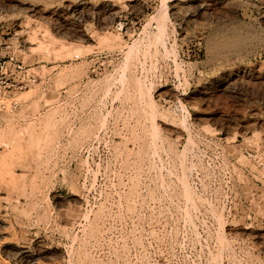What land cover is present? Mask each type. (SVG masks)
I'll return each instance as SVG.
<instances>
[{
	"label": "rangeland",
	"instance_id": "374dc122",
	"mask_svg": "<svg viewBox=\"0 0 264 264\" xmlns=\"http://www.w3.org/2000/svg\"><path fill=\"white\" fill-rule=\"evenodd\" d=\"M160 1L0 0V67L19 65L35 78L24 90L0 91V130L11 133L0 137V264H211L214 257L216 264H264V163L256 157H264V81L237 82L241 88L232 78L225 89L206 90L227 72L264 69V0L222 7L225 0H211L207 15L197 5L205 0H173L163 42L150 21ZM45 31L81 55L52 60L28 51ZM110 32L119 34V47L89 46L88 36ZM138 82L164 113L158 109L157 138L150 139L154 125ZM23 249L32 259L15 260Z\"/></svg>",
	"mask_w": 264,
	"mask_h": 264
},
{
	"label": "bare ground",
	"instance_id": "6f19581e",
	"mask_svg": "<svg viewBox=\"0 0 264 264\" xmlns=\"http://www.w3.org/2000/svg\"><path fill=\"white\" fill-rule=\"evenodd\" d=\"M173 0H161L160 2V4H159V9H157V11H156V13H155V15H153V16H151V18H150V21H152V25H154V24H156V26L158 27V31H157V36H156V39L157 40H160V41H162L163 42V38H164V36L166 35V24L167 23H169L170 22V13H169V6H168V3H170V2H172ZM202 1V0H201ZM216 1V0H215ZM227 1H229V0H225V2L223 1V2H221V7L222 6H224V5H226V3H227ZM241 2H244L245 4H247V5H249L248 3H247V1L246 0H241ZM201 3V2H200ZM219 3V2H218ZM82 4H84V3H82ZM82 4H77V5H79V6H83ZM243 4V3H242ZM197 5H199V10L202 12V13H204L205 15H207L206 13L211 9V7H213L212 6V2H211V0H205L203 3H201V4H197ZM218 5V4H217ZM234 5V4H233ZM233 5H231L232 7H234ZM237 5V4H236ZM247 5H246V7H247ZM176 6V5H175ZM185 6V5H184ZM215 6V5H214ZM245 6V5H244ZM58 7V6H57ZM56 7V8H57ZM74 7H76V6H74ZM176 7H180L179 5H177ZM188 7V6H187ZM216 7V6H215ZM220 7V8H221ZM238 7H239V5H238ZM55 8V9H56ZM172 8H175V7H172ZM181 8V7H180ZM225 8V7H224ZM108 9H112V8H108ZM107 9V10H108ZM177 9V8H176ZM189 8H187V10H188ZM213 9V8H212ZM214 9H216V8H214ZM218 9V8H217ZM233 9V8H232ZM232 9H231V11H232ZM236 9V8H235ZM40 10H42V9H40ZM39 10V11H40ZM59 10V9H58ZM73 10H74V8H73ZM73 10H71V11H73ZM182 10V9H181ZM191 10V9H190ZM189 10V11H190ZM221 10V9H220ZM219 10V11H220ZM222 10H223V8H222ZM42 11H45V10H42ZM105 11V10H104ZM177 11H178V9H177ZM180 11V10H179ZM185 11V10H184ZM184 11H183V14H185L184 13ZM211 11H213V10H211ZM218 11V10H217ZM228 11H230V10H228ZM233 11H234V9H233ZM25 12V11H24ZM24 12L22 13V14H24ZM175 12H176V10H175ZM182 13V12H181ZM201 13V14H202ZM216 13H218V12H216ZM215 13V14H216ZM220 14H221V12H219ZM218 13V14H219ZM224 13H226V12H224ZM104 14V13H103ZM175 14V13H174ZM178 14V16H180L181 14H179V13H177ZM196 14V13H195ZM200 14V15H201ZM211 14H212V12H211ZM214 14V13H213ZM235 13H233V15H234ZM53 15V14H52ZM192 15V14H191ZM209 15V14H208ZM225 15H227V14H225ZM225 15L224 14H222V16H224L225 17ZM109 16V15H108ZM174 16V15H173ZM177 16V15H176ZM184 16H186V15H184ZM203 16V15H202ZM221 16V15H220ZM175 17V16H174ZM193 17V16H192ZM205 17V16H204ZM208 17V16H207ZM210 17V16H209ZM209 17L207 18V19H209ZM211 17H213V16H211ZM215 17H216V15H215ZM194 18H195V16H194ZM218 18V17H217ZM222 18V17H221ZM190 19V18H189ZM226 19H227V16H226ZM233 19H235V16H234V18ZM232 19V20H233ZM238 19V18H237ZM253 19V18H252ZM261 19V18H260ZM204 20H206V19H204ZM222 20V19H221ZM221 20H220V23H221ZM230 20H231V18H230ZM231 20V21H232ZM263 20V19H262ZM103 21V20H102ZM209 21V20H208ZM207 21V22H208ZM217 21V20H216ZM245 21V20H244ZM251 21V20H250ZM106 22V21H105ZM192 22V21H191ZM191 22H189V23H191ZM213 22V21H212ZM236 22V21H235ZM256 22V21H255ZM206 23V22H205ZM231 23H233V22H231ZM237 23V22H236ZM246 23H248V21L246 22ZM261 23V22H260ZM210 24V23H209ZM208 24V27H210V25ZM259 24V23H258ZM262 24V23H261ZM57 25V24H56ZM106 25V24H105ZM146 26H144V27H148L149 25H151V22H149L148 21V23H146L145 24ZM148 25V26H147ZM168 25V24H167ZM215 25V24H214ZM213 25V26H214ZM217 25V24H216ZM215 25V26H216ZM227 25V24H226ZM264 25V24H263ZM59 26V25H58ZM231 26V25H230ZM152 27H154V26H152ZM212 27V26H211ZM219 27V26H218ZM226 27V26H225ZM233 27V26H232ZM238 27V26H237ZM260 27V26H259ZM57 28V27H56ZM230 28V27H229ZM263 28H264V26H263ZM250 29V28H249ZM214 30V29H213ZM221 30V29H220ZM227 30V29H226ZM93 31V30H92ZM97 32H98V30H96ZM113 31H114V29H113ZM116 31H118V30H116ZM211 31V30H210ZM35 32V31H34ZM115 32V31H114ZM113 32V34H111V32L110 33H108V34H104L103 35V33H102V35L101 36H99V34H98V36H94L93 34L92 35H90V36H88V38H89V40H91V43H93L92 45H89V46H91V47H97V46H103V47H107L108 45H110V44H114L113 42H115V44L116 43H120V40H122V39H120V37H119V34L116 32V35H114L115 33ZM191 32V31H190ZM193 32V31H192ZM215 32V31H214ZM213 32V33H214ZM230 32V31H229ZM232 32V31H231ZM44 33V32H43ZM91 33V32H90ZM94 34H96V32L94 31L93 32ZM100 33V32H99ZM194 34H195V32H193ZM210 33V32H209ZM89 34V33H88ZM190 34V33H189ZM261 33H259V36H261L260 35ZM85 35V34H84ZM86 35H87V33H86ZM191 36H192V34H190ZM241 35V34H240ZM42 36H43V40H39V41H36L37 40V38H36V36H32L33 38H32V41H33V43L31 44V48L28 50V51H30V52H37V53H44V54H46V55H49V56H51V59L52 60H58V59H61V60H64V59H67V58H75V57H78V56H80L81 55V53H82V50L83 49H81L80 47H78L77 45H76V47H71V49H70V51H69V48H70V45H69V43H66V42H62V41H58V40H56V39H54L48 32H46L45 31V33L44 34H42ZM234 36V35H233ZM244 36V35H243ZM248 36V35H247ZM255 36V35H254ZM187 37V36H186ZM211 37V36H210ZM249 37V36H248ZM31 38V37H30ZM215 38V37H214ZM87 39V38H86ZM216 39V38H215ZM257 39V38H256ZM262 39V38H261ZM211 40V39H210ZM214 40V39H213ZM217 40H218V38H217ZM264 40V39H263ZM31 41V42H32ZM226 41V40H225ZM244 41H245V39H244ZM30 42V43H31ZM123 42V41H122ZM208 42V41H207ZM207 42H205V43H207ZM229 42V41H228ZM253 42V41H252ZM264 42V41H263ZM246 43V42H245ZM114 44V45H115ZM224 44H226V42L224 43ZM251 44V43H250ZM116 45H118V47H119V45L120 44H116ZM116 45L114 46V47H116ZM234 45V44H233ZM113 46V45H112ZM112 46H111V49H112ZM137 46H138V44L137 43H134L132 46H130L129 47V51H128V53H127V55L125 56V61L127 62L128 61V59H129V57L131 56V54L133 53V52H136V49H137ZM98 47V48H99ZM246 47V46H245ZM260 47V46H259ZM108 48V47H107ZM211 48V47H210ZM213 48V47H212ZM244 48V47H243ZM108 49H110V48H108ZM115 49V48H114ZM250 49V48H249ZM166 50V49H165ZM168 50V49H167ZM166 50V51H167ZM209 50V49H208ZM228 50V49H227ZM245 50V49H244ZM258 50V49H257ZM170 51V50H169ZM169 51H168V53H166L167 55H169ZM216 51H217V49H216ZM226 51V50H225ZM261 51V50H260ZM208 52V51H207ZM244 52V51H243ZM258 52V51H257ZM263 52V51H262ZM172 53H173V51H172ZM210 53V52H209ZM213 53H214V51H213ZM226 53H228L227 51H226ZM248 53V52H247ZM25 54H27V52L25 53ZM211 54V53H210ZM220 54H222L221 52H220ZM253 54V53H252ZM263 54V53H262ZM41 55H43V54H41ZM172 55V54H171ZM227 55H230V54H227ZM245 55V54H244ZM175 57V55H172V57ZM209 56V55H208ZM220 56V55H219ZM223 57H225L226 55H222ZM221 56V57H222ZM237 56V55H236ZM239 56V55H238ZM246 56V55H245ZM255 56V55H254ZM260 56H262V55H260ZM173 57V59H175ZM228 57V56H227ZM234 57V56H233ZM247 57H249V56H247ZM216 58H219V57H216ZM215 58V59H216ZM235 58V57H234ZM239 58V57H238ZM240 58H241V55H240ZM232 59V58H231ZM257 59V58H256ZM230 60V59H229ZM235 60V59H234ZM237 60V59H236ZM249 60V59H248ZM174 61V60H173ZM210 61H211V58H210ZM226 61V60H225ZM238 61V60H237ZM237 61H235V63H237ZM242 61V60H241ZM259 61V60H258ZM209 62V61H208ZM219 62V61H218ZM223 62V61H222ZM229 62V61H228ZM263 62V61H262ZM213 63V62H212ZM214 63H216V62H214ZM221 63V62H220ZM226 63V62H225ZM246 63V62H245ZM251 63V62H250ZM257 63V62H256ZM216 64H218V66H220V64L219 63H216ZM215 64V65H216ZM238 64H240V63H238ZM249 64V63H248ZM255 64V63H254ZM253 64V65H254ZM261 64V63H260ZM226 65V64H225ZM259 65V64H258ZM242 66V65H241ZM240 66V67H241ZM248 66V65H247ZM260 66H263V65H260ZM208 67V66H207ZM214 67V66H213ZM222 67V66H221ZM220 67V68H221ZM235 67V66H234ZM239 67V68H240ZM248 67H250V66H248ZM247 67V68H248ZM258 67V66H257ZM256 67V68H257ZM219 68V67H218ZM231 68V67H230ZM242 68H243V66H242ZM241 68V69H242ZM244 68H245V65H244ZM211 69V68H210ZM224 69H226V68H224ZM229 69V68H228ZM237 69V68H236ZM235 69V70H236ZM259 70H255V69H247V70H245V71H242V72H237V70L235 71L236 73H226V74H223L221 77H219L218 79H214V80H211V82H208V86H207V88H206V90L207 91H212L213 89H225L228 85H229V80H231L232 78H235L234 80L236 81V83L238 82V83H240L241 85L242 84H244L245 82H249V81H257V80H263L264 81V69H260V68H258ZM227 70V69H226ZM225 70V71H226ZM231 70H232V68H231ZM218 71V70H217ZM222 71V70H221ZM230 71V70H229ZM238 71H239V69H238ZM241 71V70H240ZM210 72V71H209ZM214 73V70H212L211 71V73ZM223 72H224V70H223ZM71 73H72V71H71ZM81 73V72H80ZM143 73V72H142ZM212 73V74H213ZM222 73V72H221ZM225 73V72H224ZM75 74V73H74ZM73 74V75H74ZM208 74V73H207ZM211 74V75H212ZM210 75V74H209ZM218 75V74H217ZM60 76L62 77V76H64V77H66L67 76V72H60ZM146 76V75H145ZM74 77V76H73ZM213 77V76H212ZM210 78V77H209ZM139 79V78H138ZM143 79H145L144 77H143ZM138 81V80H137ZM142 81V80H141ZM207 81H210V80H207ZM139 82H140V80H139ZM138 82V84H139V91H138V93H140V95L141 96H144V94L146 95V96H144L143 98H144V100H143V108H145V114L147 115V117H149L150 119L149 120H151L153 123V129L151 128V130H150V132L152 133V134H150L149 133V136L151 135V137H150V139L152 138V136L154 137V136H156V138H157V131H156V127L155 126H158V125H156L155 124V120H156V118H157V116H158V109L160 108V112L162 111V109H161V107L159 106V108L157 109V104H156V102H155V100L150 96V94L147 92V91H145V92H143L144 90H143V87L144 86H142L140 83ZM143 82V81H142ZM203 82V81H202ZM206 83V82H205ZM234 83V82H233ZM238 83L236 84V85H238ZM252 83V82H251ZM256 83V82H255ZM203 84H204V82H203ZM253 85H254V83H252ZM257 84H259L258 82H257ZM246 85V84H245ZM261 85H263V84H261ZM261 85H260V87H261ZM123 86V85H122ZM239 86V85H238ZM256 86V85H255ZM232 87V86H231ZM239 87H241V86H239ZM257 87H259L258 85H257ZM260 87H259V89H260ZM199 88V87H198ZM235 88V87H234ZM242 88V87H241ZM247 88V87H246ZM250 88V87H249ZM251 88H252V86H251ZM254 88V87H253ZM264 88V87H263ZM263 88H262V90H263ZM248 89V88H247ZM256 89V88H255ZM258 89V88H257ZM258 89V90H259ZM201 90V89H200ZM238 90V89H237ZM254 90V89H253ZM229 91V90H228ZM232 91V90H231ZM234 91V90H233ZM247 91V90H246ZM252 92H254V91H252ZM251 92V93H252ZM261 92V91H260ZM200 93V92H199ZM214 93V92H213ZM15 94V93H14ZM23 94V93H22ZM247 94V93H246ZM250 93H248V95H249ZM199 95V94H198ZM243 95V94H242ZM141 96H140V98H141ZM208 96V95H207ZM255 96H257V93H256V95ZM25 97H26V95H25ZM260 97V96H259ZM253 98H255V97H253ZM261 99H262V97H261ZM26 100H28V98L26 99ZM252 100V99H251ZM264 100V99H263ZM262 100V101H263ZM142 101V100H141ZM257 101H259L258 100V98H257ZM249 102V101H248ZM249 103H252V102H249ZM255 103V102H254ZM261 103V102H260ZM258 104V103H257ZM262 104V103H261ZM141 105V104H140ZM181 105V104H180ZM183 106V105H182ZM184 107V106H183ZM245 107V106H244ZM142 108V109H143ZM248 109V108H247ZM257 110V109H256ZM255 110V111H256ZM164 111V110H163ZM166 111V110H165ZM164 111V112H165ZM258 111L260 112V110L258 109ZM264 112V111H263ZM161 113H163V112H161ZM167 113V112H166ZM171 113V112H170ZM203 113V112H202ZM258 113V112H257ZM164 114V113H163ZM207 114V113H206ZM209 114V113H208ZM246 114V113H245ZM203 115V114H202ZM244 115V114H243ZM242 115V116H243ZM260 115V114H259ZM258 115V116H259ZM162 116V115H161ZM215 116V115H214ZM252 116V115H251ZM255 116V115H254ZM146 117V116H145ZM256 117V116H255ZM140 118H142L143 119V116L142 117H140ZM159 118H160V116L158 117V120H159ZM3 119V118H2ZM145 119V118H144ZM162 119V118H161ZM249 119V118H248ZM3 120H5V119H3ZM158 120H157V122H158ZM235 120V119H234ZM243 120V119H242ZM258 120V119H257ZM12 121H13V119H12ZM41 121V120H40ZM142 120H140V121H138V122H141ZM151 121H148V122H151ZM249 121H251V120H249ZM248 121V122H249ZM253 121V120H252ZM251 121V122H252ZM260 121V120H259ZM144 122V121H143ZM161 122V121H160ZM228 122V121H227ZM239 122V121H238ZM243 122V121H242ZM247 122V123H248ZM6 123V122H5ZM146 123V122H145ZM159 123V122H158ZM183 123V122H182ZM255 123V122H254ZM254 123H252V124H247V126L245 127V128H250V127H252L253 126V124ZM262 123V122H261ZM261 123H258V125H261ZM20 124V123H19ZM41 124H43L42 123V121H41ZM40 124V125H41ZM140 124V123H139ZM144 124V123H143ZM246 124V123H245ZM30 125V124H29ZM138 125V124H137ZM145 125V124H144ZM149 125H150V123H149ZM239 125V124H238ZM241 125V124H240ZM12 126H14V125H12ZM15 126H17V125H15ZM13 127V128H16V127ZM139 126V125H138ZM141 126V125H140ZM146 126V125H145ZM145 126H144V128L143 129H145ZM243 126V125H242ZM261 126H263V125H261ZM7 127V126H6ZM6 127H5V129H6ZM43 127V126H42ZM161 127V126H160ZM236 127V126H235ZM241 127V126H240ZM260 127V126H259ZM8 128H9V126H8ZM18 128V127H17ZM244 128V127H243ZM254 128H255V125H254ZM258 128V127H257ZM264 128V127H263ZM4 128H2L1 130H0V137L1 138H5L6 136H9L11 133H9V135H7L8 134V132L5 130ZM19 129V128H18ZM21 129V128H20ZM23 129V128H22ZM21 129V130H22ZM28 129V128H27ZM43 129V128H42ZM133 129V128H132ZM140 129V128H139ZM238 129V128H237ZM252 129V128H251ZM259 129V128H258ZM25 129H23V131H24ZM31 130V129H30ZM44 130V129H43ZM141 130V129H140ZM158 130H159V128H158ZM257 130V129H256ZM261 130V129H260ZM14 131H15V129H14ZM146 131H147V127H146ZM153 131H155V134H154V132ZM161 131V130H160ZM159 131V132H160ZM215 131V130H214ZM243 131V130H242ZM241 131V132H242ZM247 131V130H246ZM252 131V130H251ZM254 131V130H253ZM10 132V131H9ZM21 132V131H20ZM25 132V131H24ZM141 132H142V130H141ZM148 132H149V130H148ZM244 132V131H243ZM242 132V133H243ZM131 133V132H130ZM140 133V132H139ZM142 133H144V132H142ZM146 133L147 132H145L144 133V135H146ZM12 134H15V132L13 133V131H12ZM26 134V133H25ZM160 134H161V132H160ZM18 136L19 134H18V132H17V134H15V135H13L14 136V138L13 139H15V136ZM24 135V134H23ZM143 135V134H142ZM162 135V134H161ZM234 135V134H233ZM252 135V134H251ZM250 135V136H251ZM256 135H258V134H256ZM16 136V137H17ZM130 136V135H129ZM136 136V135H135ZM141 136V135H140ZM165 136V135H164ZM242 136H243V134H242ZM18 137H21V134L18 136ZM27 137H29V136H27ZM145 137H147V136H145ZM161 137V136H160ZM234 137V136H233ZM254 137H256V136H254ZM8 139H9V137H7ZM142 138V137H141ZM156 138H154V139H156ZM242 138V140H243V137H241ZM257 138V137H256ZM255 138V139H256ZM12 139V140H13ZM137 139V138H136ZM153 139V138H152ZM163 139H165V138H163ZM226 139V138H225ZM232 139V138H231ZM247 139V138H246ZM5 140V139H4ZM18 140V139H17ZM19 140H20V138H19ZM18 140V141H19ZM26 140H27V138H26ZM146 140V139H145ZM149 140V139H148ZM233 140V139H232ZM251 140V139H250ZM254 140V139H253ZM259 140V139H258ZM8 141V140H7ZM141 141V140H140ZM158 141V140H157ZM161 141V140H160ZM226 141V140H225ZM252 141V140H251ZM250 141V142H251ZM6 142V141H5ZM229 142V141H228ZM249 142V141H248ZM8 143V142H7ZM136 143V142H135ZM150 143V142H149ZM155 143L157 144V142L155 141ZM252 143V142H251ZM134 144V143H133ZM144 144H146L145 142H144ZM153 144V143H152ZM253 144V143H252ZM5 145V144H4ZM8 145V144H7ZM139 145H140V143H139ZM143 145V144H142ZM149 145V144H148ZM151 145V144H150ZM154 145V144H153ZM251 145V144H250ZM254 145V144H253ZM146 146V145H145ZM144 146V148H147V146L145 147ZM157 146H159V145H157ZM156 146V147H157ZM255 146V145H254ZM5 147H6V145H5ZM138 147V146H137ZM142 147V146H141ZM152 147H154V146H152ZM256 147V146H255ZM128 148V147H127ZM140 148V147H139ZM239 148V147H238ZM237 148V149H238ZM253 148V147H252ZM7 149V148H6ZM129 149V148H128ZM143 149V148H142ZM231 149V148H230ZM236 149V148H235ZM236 149V150H237ZM240 149V148H239ZM255 149H257V148H255ZM125 150H126V148H125ZM145 150V149H144ZM233 150V149H232ZM142 151V150H141ZM240 151H242V150H240ZM257 151V150H256ZM126 152V151H125ZM146 152V151H145ZM236 153V152H235ZM129 154V153H128ZM127 154V155H128ZM137 154H138V152H137ZM256 154V153H255ZM242 155V154H241ZM240 155V156H241ZM142 156V155H141ZM144 156V155H143ZM228 156H230V155H228ZM235 156V155H234ZM124 157H125V155H124ZM129 157V156H128ZM243 158L242 159H244L245 157L244 156H242ZM254 157H255V155H254ZM253 157V158H254ZM256 157H257V159L261 162V163H264V157L263 156H257L256 155ZM145 158H146V156H145ZM233 158V157H232ZM231 158V159H232ZM239 158V157H238ZM248 159V158H247ZM138 160V159H137ZM142 160H143V158H142ZM238 160V159H237ZM239 160H240V158H239ZM241 164V163H240ZM242 165V164H241ZM259 165V164H258ZM240 166V165H239ZM259 166H262V165H259ZM237 167V166H236ZM248 168V167H247ZM259 168V167H258ZM239 169V168H238ZM242 172H243V170H241ZM245 173V172H244ZM239 174V173H238ZM262 174H264V171L262 172ZM184 175V174H183ZM246 175V174H245ZM181 176H182V174H181ZM183 177V176H182ZM246 177V176H245ZM248 177V176H247ZM255 177V176H254ZM185 180V182H183L182 183V187H183V191H184V196L187 198V200L184 198V201H190V199H192V190H190L191 188H189V187H191V186H189L188 184L190 183H187V179L185 178V177H183ZM183 178H182V180H183ZM262 178V177H261ZM248 179V178H247ZM245 180V179H244ZM78 181V180H77ZM241 182V181H240ZM244 182V181H243ZM181 184V183H180ZM245 186V185H244ZM193 188V187H192ZM243 188V187H242ZM195 190V189H194ZM244 190V189H243ZM250 190V189H249ZM244 192H246L245 190H244ZM195 193V195L194 196H198V195H196V193L197 192H193V194ZM79 196V195H78ZM35 197V196H34ZM56 197V196H55ZM199 197V196H198ZM197 197V198H198ZM244 197V196H243ZM10 198V197H9ZM74 198H75V196H74ZM200 198V197H199ZM4 199V198H3ZM2 199V200H3ZM40 199V198H39ZM43 199V198H42ZM56 199H57V197H56ZM56 199H55V201H56ZM8 200V199H7ZM75 200V199H74ZM200 200V199H199ZM76 201H77V199H76ZM194 201V198H193V200H192V202ZM195 201H197V200H195ZM9 202V201H8ZM43 202V201H42ZM47 202V201H46ZM191 202V201H190ZM12 203V202H11ZM44 203V202H43ZM62 203H64V202H62ZM77 203V202H76ZM79 203V202H78ZM186 203V202H185ZM61 204V203H60ZM2 205V204H1ZM38 205H40V204H38ZM49 205V204H48ZM47 205V206H48ZM57 205V204H56ZM55 205V206H56ZM63 205V204H62ZM111 205V204H110ZM58 206V205H57ZM60 206V205H59ZM5 207H7V206H5ZM43 207H46L45 206V204H44V206ZM236 207V206H235ZM10 209L12 208V207H9ZM44 209V208H43ZM50 209V208H49ZM42 212H44V211H42ZM46 212H49V210H46ZM45 212V213H46ZM69 212V211H68ZM108 212V211H107ZM3 214V213H2ZM48 214V213H47ZM108 214V213H107ZM220 214V213H219ZM218 214V215H219ZM240 214V213H239ZM45 215V214H44ZM75 215V214H74ZM215 215V214H214ZM38 216H39V214H38ZM46 216V215H45ZM76 216V215H75ZM103 216V215H102ZM107 216V215H106ZM105 216V217H106ZM8 217V216H7ZM6 217V218H7ZM44 217V216H43ZM85 217H87V215L85 216ZM95 217V216H94ZM97 217V216H96ZM1 218V217H0ZM40 218V217H39ZM47 218H49V215H48V217H46V219ZM84 218V217H83ZM98 218V217H97ZM96 218V219H97ZM44 219H45V217H44ZM84 219H86V218H84ZM101 219V218H100ZM215 219H216V217H215ZM219 219H221L220 218V216H219ZM3 220H4V218H3ZM43 220V219H42ZM217 220V224H219V225H221L220 223H219V221H218V219H216ZM88 221V220H87ZM98 221V220H97ZM111 221V220H110ZM76 222V221H75ZM91 222H93L94 223V221L92 220ZM100 222V221H99ZM221 222H222V220H221ZM4 223H5V221H4ZM89 223H90V220H89ZM102 223H103V221H102ZM102 223H101V225H102ZM106 223V222H105ZM3 224V223H2ZM94 224H96V223H94ZM100 224V223H99ZM108 224H109V222H108ZM8 225V224H7ZM92 225V224H91ZM104 225V224H103ZM9 226V225H8ZM98 226V225H97ZM100 226V225H99ZM4 227H6V226H4ZM20 227V226H19ZM65 227V226H64ZM91 228H93L92 226H90ZM95 227V226H94ZM10 228H11V226H10ZM98 228V227H97ZM96 228V229H97ZM220 228V227H219ZM221 228H222V226H221ZM2 229V228H1ZM4 229V228H3ZM2 229V230H3ZM12 229V228H11ZM102 229V228H101ZM60 230H61V228H60ZM1 231V230H0ZM5 231V230H4ZM10 231V230H9ZM61 231H63V230H61ZM92 231V230H91ZM71 232V231H70ZM89 232V231H88ZM95 232V229H93V233ZM262 232V231H261ZM2 233V232H1ZM4 233H6V232H4ZM14 233V232H13ZM85 233H86V231H85ZM96 233V232H95ZM94 233V234H95ZM250 233V232H249ZM255 233H256V231H255ZM16 234V233H15ZM66 234V233H65ZM70 234V233H69ZM98 234V233H97ZM100 234V233H99ZM98 234V235H99ZM221 234V233H220ZM252 234V233H251ZM258 234V233H257ZM85 235V234H84ZM90 235H92L93 236V234L91 233V234H89V236H87V237H92V236H90ZM96 235V234H95ZM98 235H97V238H98ZM250 235V234H249ZM263 235H264V233H263ZM74 236V235H73ZM251 236V235H250ZM257 236H259V235H257ZM100 237V236H99ZM103 237V236H102ZM264 237V236H263ZM88 238V239H89ZM94 238V237H93ZM104 238V237H103ZM255 238V237H254ZM261 238H262V236H261ZM95 241H96V239H94ZM99 240V242H100V239H98ZM262 240H263V238H262ZM6 241H8V240H6ZM12 241V240H11ZM23 241V240H22ZM74 241V240H73ZM88 241H90V239L88 240ZM223 241V240H222ZM10 242V241H9ZM14 242V241H13ZM81 242H82V240H81ZM81 242H80V244H81ZM86 242V241H85ZM91 242H92V238H91ZM258 242V241H257ZM260 242V241H259ZM264 242V241H263ZM15 243H16V241H15ZM38 243V242H37ZM88 243V242H87ZM90 243V242H89ZM94 243V242H93ZM106 243V242H105ZM108 244H109V242H107ZM225 243V242H224ZM224 243H218L219 245H223ZM9 244H11V243H9ZM32 244V243H31ZM70 244H72V242L70 243ZM91 244V243H90ZM95 244V243H94ZM103 244V243H102ZM226 244V243H225ZM260 244V243H259ZM262 244V243H261ZM36 245V244H35ZM41 245V244H40ZM84 245V244H83ZM97 245V244H96ZM12 246V245H11ZM15 246V245H14ZM16 246H18L17 244H16ZM79 246V245H78ZM87 246H89L90 247V245L88 244ZM106 246V245H105ZM221 246H219V247H221ZM20 247H22L21 245H20ZM25 247V246H24ZM29 247V246H28ZM27 247V248H28ZM36 247L38 248L39 246H37L36 245ZM81 246H79V248H80ZM83 247V246H82ZM95 247V246H94ZM103 247V246H102ZM263 247H264V245H263ZM15 248V247H14ZM85 248V247H84ZM87 248V247H86ZM92 248H93V246H92ZM20 249V248H19ZM47 249V248H46ZM81 249H83V248H81ZM81 249H80V251H81ZM89 249H91V248H88V250ZM96 249H97V247H96ZM28 250H30V249H28ZM28 250L27 251H25L24 249L23 250H17V252L14 254L13 252L14 251H12L11 253H13L12 255L13 256H15V258L16 257H19V258H26V259H32V254L31 253H29L28 252ZM36 250V249H35ZM39 250H43L44 251V249H39ZM38 250V251H39ZM85 250V249H84ZM16 251V250H15ZM43 251H41V252H43ZM77 251V250H76ZM75 251V252H76ZM74 252V253H75ZM90 252V251H89ZM11 253H10V255H11ZM47 253V252H46ZM85 253V252H84ZM91 253V252H90ZM90 253H89V255H90ZM87 254H88V252H87ZM35 255H36V253H35ZM40 255H42V254H40ZM83 255V254H82ZM75 256V255H74ZM83 256H85V254L83 255ZM88 256V255H87ZM95 257V256H94ZM14 258V257H13ZM14 258V259H15ZM19 258H16L15 260H18ZM38 258V257H37ZM36 258V259H37ZM76 259H77V257H75ZM82 258H84V257H82ZM86 258V257H85ZM89 257H87V259H88ZM123 258H125V257H123ZM122 258V259H123ZM215 258V257H214ZM213 258V259H214ZM90 259H91V257H90ZM94 259V258H93ZM213 259H210V261L212 262V263H214L213 261H215V260H213ZM13 260V259H12ZM25 260V259H24ZM81 260V262L83 261L82 259H80ZM96 260V259H95ZM94 260V261H95ZM124 260H126V258L124 259ZM123 260V261H124ZM213 260V261H212ZM14 261V260H13ZM15 262V261H14ZM17 262V261H16ZM21 261H19V263H20ZM26 262V261H25ZM25 262H23V263H25ZM32 262V261H31ZM37 262H38V260H37ZM78 262V261H77ZM80 262V261H79ZM89 262V261H88ZM124 262H126V261H124ZM128 262V261H127ZM83 263V262H82ZM82 263H79V264H82ZM93 263V262H92ZM211 263V264H212ZM217 262L215 261V264H216ZM255 264L257 263V262H254ZM28 264H31V263H29L28 262ZM33 264H34V262H33ZM70 264V263H69ZM95 264V263H94Z\"/></svg>",
	"mask_w": 264,
	"mask_h": 264
},
{
	"label": "built area",
	"instance_id": "2783aa9c",
	"mask_svg": "<svg viewBox=\"0 0 264 264\" xmlns=\"http://www.w3.org/2000/svg\"><path fill=\"white\" fill-rule=\"evenodd\" d=\"M34 82V75L27 74V70L23 71L19 65L14 66L9 71L0 67L1 92L21 91L32 85Z\"/></svg>",
	"mask_w": 264,
	"mask_h": 264
}]
</instances>
